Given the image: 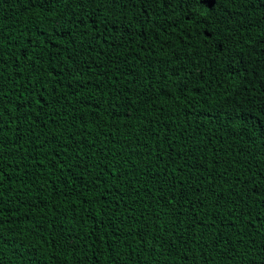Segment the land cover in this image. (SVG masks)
<instances>
[{
	"label": "trees",
	"instance_id": "trees-1",
	"mask_svg": "<svg viewBox=\"0 0 264 264\" xmlns=\"http://www.w3.org/2000/svg\"><path fill=\"white\" fill-rule=\"evenodd\" d=\"M34 4L0 0V264H264V0Z\"/></svg>",
	"mask_w": 264,
	"mask_h": 264
},
{
	"label": "snow or ice",
	"instance_id": "snow-or-ice-1",
	"mask_svg": "<svg viewBox=\"0 0 264 264\" xmlns=\"http://www.w3.org/2000/svg\"><path fill=\"white\" fill-rule=\"evenodd\" d=\"M67 3V0H65ZM185 2L189 5V10L191 9L192 6H194L196 3H201V4H207L208 7H212L216 4L217 0H185ZM53 3V0H35L34 6H38L41 8H44L46 5H51ZM50 10V9H47ZM73 25L78 23V20H73L72 21Z\"/></svg>",
	"mask_w": 264,
	"mask_h": 264
}]
</instances>
